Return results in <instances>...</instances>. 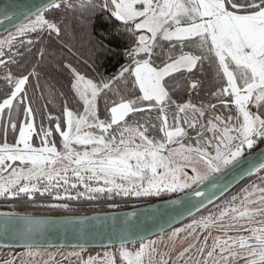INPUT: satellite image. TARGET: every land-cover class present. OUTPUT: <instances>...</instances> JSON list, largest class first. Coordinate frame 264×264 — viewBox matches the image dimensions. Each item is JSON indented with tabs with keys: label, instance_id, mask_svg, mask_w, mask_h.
<instances>
[{
	"label": "snow or ice",
	"instance_id": "snow-or-ice-1",
	"mask_svg": "<svg viewBox=\"0 0 264 264\" xmlns=\"http://www.w3.org/2000/svg\"><path fill=\"white\" fill-rule=\"evenodd\" d=\"M60 10L76 15L80 24L107 14L112 31L125 38L120 53L125 62L111 75L99 73L94 52L82 58L61 39L63 18H48ZM14 15L5 11L3 18L11 21ZM25 21L0 39V197L32 200L39 193L70 202L105 193L109 199L169 195L168 203L183 206L179 215L186 213L189 221L169 223V241L198 239V229L217 225L224 230L211 248L205 236L200 247L188 244L173 259L159 249L162 239L151 238L162 236L163 227L145 236L129 223L103 245L110 251L87 259L70 253L78 264H193L194 248L202 257L195 264L237 258L264 264V0H48ZM45 31L84 68L59 64L68 91L60 93L58 115L49 111L50 100L41 107L28 94L33 79L34 91L43 93L39 60L45 49H39L37 63H21ZM97 47L104 46L97 42ZM205 66L217 82L207 102L176 99L182 87L189 97L198 94L203 80L197 73L203 75ZM253 149H259L258 159ZM238 169L241 179L251 182L225 198L224 178ZM49 206L70 210L69 203ZM226 216L234 223H222ZM0 218L5 233L0 247L19 245L30 257L42 255L32 251L41 226L58 223L11 212H0ZM237 246L243 255L233 251Z\"/></svg>",
	"mask_w": 264,
	"mask_h": 264
},
{
	"label": "trees",
	"instance_id": "trees-1",
	"mask_svg": "<svg viewBox=\"0 0 264 264\" xmlns=\"http://www.w3.org/2000/svg\"><path fill=\"white\" fill-rule=\"evenodd\" d=\"M56 17L57 19L63 18L64 23L61 25L62 36L61 39L73 47V51L77 53L78 56L82 58H88L89 52L92 51L95 53L94 59L97 71L104 75L113 74L119 66L125 62V59L120 55L122 48L125 43V38L123 36H117L113 31V24L111 19L107 14L97 15L87 21L84 24L77 22L78 17L71 12L65 13L64 10L60 12H49L48 18L52 19ZM42 38L39 39V42L32 47V52L25 53L24 59L21 63H26L28 65L35 64L39 60L38 51L40 48L45 49V54L43 60H39L40 64V74L41 79L39 85L43 89V93L40 90H35L34 88L37 84V81L33 79L28 87L29 96L33 97L38 101L39 105L42 107L44 105V100H50L51 103L48 105L49 111L53 115H58L63 104V99L60 95L61 92L67 93V82L65 76L58 71L59 64L61 62H71L75 66L80 67L82 71L84 68L82 65L77 64L76 58L70 56L66 49H62L60 45L56 42L54 36L49 38L47 31L41 34ZM28 38L37 40L36 35H30ZM97 42L103 44L104 47H97ZM21 52H24V49H20ZM15 70V69H14ZM91 75V73H90ZM4 86L0 84V95L3 94ZM43 94L44 99H40ZM206 96V89L203 85L199 89L198 94L193 93L189 97V93L186 87H182L176 94L175 98L182 101H187L189 98L193 103L199 104L201 97ZM68 99H71V96H68ZM34 107L36 105L34 104ZM99 108L101 113L104 109V102L99 101ZM154 113V112H153ZM151 113V116L154 114ZM148 115L145 113L144 117ZM144 117H140L141 119ZM154 118V117H152ZM40 122L39 113L37 115V124ZM45 126H47V121H45ZM2 139V135H0ZM9 142L13 141V134L9 131L8 134ZM251 181L246 178L242 181L237 187L227 194V197L230 198L231 195H235L239 192L246 183ZM259 183V181H257ZM79 191H83V188H80ZM75 191L72 192V195H75ZM91 195V194H89ZM169 197V195H164L162 197H134V196H123V195H112V198L109 199L108 195L105 193L103 195L97 196L95 199H89V196L80 197L77 200L72 201H56L52 197L45 194L41 196L39 193H36L32 200H29L26 197L15 198L7 201L6 198L0 197V209L11 211L18 214L33 213V214H45V215H63V214H91L99 212H107L119 209H126L135 206H140L143 204L150 203L152 201L163 199ZM8 199V198H7ZM60 203H69L70 210H66L59 207H50L49 205L60 204ZM109 204H115L117 207H109ZM214 210V209H213ZM206 214V213H205ZM230 220V219H229ZM188 219L183 223H188ZM232 223L233 221H229ZM234 223V222H233ZM180 226V225H179ZM237 231H229L228 234H233ZM240 232H238L239 234ZM210 244V243H209ZM24 249H7L0 248V259L10 258L8 254L13 253L14 251H19ZM45 251H52L56 254L63 253L69 255L72 252H79L85 254H91L86 256H96L97 254H103L105 251H110L111 249H43ZM235 252L242 251L238 246L233 249ZM243 255V251L240 252ZM227 255V254H226ZM70 256V255H69ZM83 257V256H82ZM87 257V258H88ZM86 259L85 257H83ZM238 259V258H237ZM234 263L233 260H229L228 264Z\"/></svg>",
	"mask_w": 264,
	"mask_h": 264
},
{
	"label": "water",
	"instance_id": "water-1",
	"mask_svg": "<svg viewBox=\"0 0 264 264\" xmlns=\"http://www.w3.org/2000/svg\"><path fill=\"white\" fill-rule=\"evenodd\" d=\"M47 3L48 0H0V35L15 28V25L25 22L26 17L32 16L38 8L44 7ZM5 11H8L9 15L15 13L11 21L4 20ZM260 148L264 149V144L260 145ZM252 151L256 153L255 158L258 159L259 149ZM244 167H247V164ZM239 171L238 169L224 178L223 182L229 183L228 193L247 178L241 179ZM169 199L170 196L140 206L91 214H16L46 221H58V223H46L41 226L43 232L35 237L38 247L34 249H81L79 246H83V249H103L105 248L103 245L112 243L110 236L114 232L126 229L129 223L135 224L143 235L149 236L151 233H159L161 227L165 229L163 233L171 230L169 223L179 226V222L186 221L188 219L186 213L184 216L179 215L183 211V206L172 205L168 203ZM0 212L11 211L0 209ZM173 217L176 219H172ZM154 237L157 236H151V238ZM8 242L16 243L12 240ZM4 243L5 233L0 229V244ZM0 248L25 249L19 245Z\"/></svg>",
	"mask_w": 264,
	"mask_h": 264
},
{
	"label": "rangeland",
	"instance_id": "rangeland-1",
	"mask_svg": "<svg viewBox=\"0 0 264 264\" xmlns=\"http://www.w3.org/2000/svg\"><path fill=\"white\" fill-rule=\"evenodd\" d=\"M14 31H15V28L7 31L6 33L0 35V39H2L3 37L7 36L9 32H14ZM197 76L200 77L203 80V85H204V87L206 89V96L201 97V99L199 100L200 101L199 103H201L202 101L207 102V100L209 99V95L208 94H209L210 91L215 90L217 82L213 78V74L207 68V66H205V73L203 75H201L200 73H197ZM102 111H104V109H102ZM218 111H220V110L218 109ZM146 114L149 115L148 113H146ZM153 114L154 115L151 116V117H154V118H152L154 120L155 116H156V113H153ZM188 172H189V174H191V169L190 168L188 169ZM252 198L255 199V197H252ZM249 207H254V206L250 205ZM213 211H215V209ZM205 215H207V213ZM257 219H260V218L257 217ZM229 221H231V218L226 216V217H224L222 223L228 224V223H230ZM240 223L243 224V223H246V221L242 220V221H240ZM170 231L171 230L163 233L162 236H157V237H154L152 239H162V242L158 245L159 249L161 251H163V252L170 253L171 257L173 259L175 258V253L180 251V250H182L183 247H187L188 244H195L197 248L200 247V245L202 243H204V237L205 236L209 237L207 242H206L207 246L209 248H211V246L213 244V238L214 237H216V236H221L222 238L224 237V230L221 227H219V225L213 226V227H211V228H209L207 230H199L198 229L197 230L198 239L196 237H192V238H189L187 240L175 239L174 241H169L168 240V235H169ZM228 235H231V236L249 235V233L240 232L238 234V232H235L233 234H228ZM173 244L175 245V251L172 250L173 249ZM26 251L27 250L24 249V250L14 251L13 253L8 254L10 256V258L0 259V264H6V262H8V261H12V264H78L77 257L69 256V255L63 253L65 251L56 254L55 252L45 251L43 249H32V251H38V252H40L42 254V255H38V256H34V257L23 255V253H25ZM240 252H242V251H240ZM240 252H238V253H240ZM48 254H51V259L49 258ZM226 254L227 253H225V255ZM86 255H91V254H85L83 252L80 253L81 257L83 256V257H85L87 259L88 256H86ZM189 255L192 257L193 264H195L196 260L202 259V257L195 250V248L192 250V252ZM165 258H168V257H165ZM169 264H171V260H169ZM178 264H184V261L180 260V261H178ZM210 264H211V262H210ZM232 264H245V261L243 259H239L238 258Z\"/></svg>",
	"mask_w": 264,
	"mask_h": 264
},
{
	"label": "flooded vegetation",
	"instance_id": "flooded-vegetation-1",
	"mask_svg": "<svg viewBox=\"0 0 264 264\" xmlns=\"http://www.w3.org/2000/svg\"><path fill=\"white\" fill-rule=\"evenodd\" d=\"M246 152H247V150H246ZM13 198H8V199H6L7 201H9V200H12ZM6 200H4V201H6ZM4 201H0V202H4Z\"/></svg>",
	"mask_w": 264,
	"mask_h": 264
}]
</instances>
